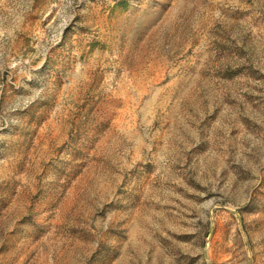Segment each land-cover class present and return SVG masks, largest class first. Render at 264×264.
<instances>
[{"label": "rangeland", "instance_id": "1", "mask_svg": "<svg viewBox=\"0 0 264 264\" xmlns=\"http://www.w3.org/2000/svg\"><path fill=\"white\" fill-rule=\"evenodd\" d=\"M0 264H264V0H0Z\"/></svg>", "mask_w": 264, "mask_h": 264}]
</instances>
